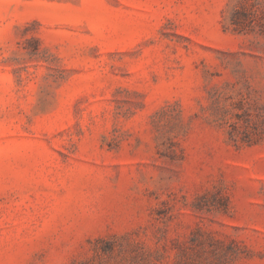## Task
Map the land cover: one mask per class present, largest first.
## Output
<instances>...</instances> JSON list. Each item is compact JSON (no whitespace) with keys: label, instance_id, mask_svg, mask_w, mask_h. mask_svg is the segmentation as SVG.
<instances>
[{"label":"rangeland","instance_id":"374dc122","mask_svg":"<svg viewBox=\"0 0 264 264\" xmlns=\"http://www.w3.org/2000/svg\"><path fill=\"white\" fill-rule=\"evenodd\" d=\"M0 264H264V0H0Z\"/></svg>","mask_w":264,"mask_h":264},{"label":"trees","instance_id":"16d2710c","mask_svg":"<svg viewBox=\"0 0 264 264\" xmlns=\"http://www.w3.org/2000/svg\"><path fill=\"white\" fill-rule=\"evenodd\" d=\"M232 126H233L232 127L233 130L230 131V134H231V136L234 137L236 132L238 131V127H237L236 123H233ZM261 137H262V135H260V134L254 136V137L245 136V137H242V140H244L246 142H249V143H254V142H258L259 139H261Z\"/></svg>","mask_w":264,"mask_h":264}]
</instances>
